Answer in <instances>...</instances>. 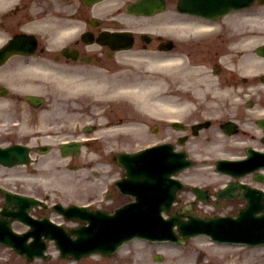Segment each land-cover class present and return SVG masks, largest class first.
Listing matches in <instances>:
<instances>
[{"label":"rangeland","instance_id":"374dc122","mask_svg":"<svg viewBox=\"0 0 264 264\" xmlns=\"http://www.w3.org/2000/svg\"><path fill=\"white\" fill-rule=\"evenodd\" d=\"M40 1V0H39ZM37 1L36 2V7L41 5V2ZM119 1V0H118ZM123 2V0H121ZM28 2V0H27ZM114 2V1H113ZM33 2H28V4H31ZM116 3V2H115ZM121 6V4H120ZM119 6L114 7L113 5H110L108 7V9L112 12L113 17L116 18H120L121 21H123L122 19H126L125 17V13L124 14H118L117 13V9ZM170 15V14H168ZM107 18L110 19V17H112V15H106ZM163 17H165V21L167 20V16H164L163 13L158 14V16L156 17V21L161 20ZM155 17H153L154 19ZM143 20V19H142ZM140 20V22L142 21ZM144 23V22H143ZM146 23H151V21H147ZM145 23V24H146ZM144 52H148V51H144ZM139 55H143V56H148L149 54L145 53V54H140ZM200 55V54H199ZM196 57V56H195ZM198 59H202L204 58V56H198ZM137 61H135L134 63H128L125 67H123V71L120 74V77L122 79H126L124 77V75L126 74V72L130 73L129 75L133 74L134 76L136 75L137 78H139L141 76V80L142 79V75H141V69H145L148 65L147 63L144 61V59H136ZM110 63L112 64L113 62L110 61ZM109 67H111L110 64H108ZM114 66V65H113ZM137 67H139V69H137ZM137 69V70H136ZM159 69H157L156 71L158 72ZM126 71L123 75V72ZM161 73V72H160ZM162 74V73H161ZM129 79V77L127 78ZM139 81V79H137ZM126 82V81H125ZM143 82V81H141ZM147 82V81H146ZM145 84L148 85V82ZM163 93L160 92V94ZM151 95V96H150ZM150 95H148L149 99H153L154 101L157 99L155 98L156 96L153 95L152 90L150 92ZM223 94H219V95H215V97H218L219 100H223L221 99L223 96ZM159 96V95H158ZM161 97V96H160ZM66 101L68 104L67 105H60V109H59V113L63 116V115H76V120H79L81 122H84L85 120H91V121H96L97 122H107V120H113L115 122H118V116H123L125 119L127 118V115H131L133 114V116H136L137 114L140 113V109L133 103L129 104L127 102L125 103H116L111 104L109 106H103L102 109L94 107L88 105V103L81 99L80 102H71V101ZM71 103V104H70ZM74 103V104H72ZM109 103H112V101H110ZM223 104V103H221ZM146 109L145 112H154L157 115H162L161 112H158L156 110H150L149 106H147V104L145 103ZM74 107H78L79 109L83 110L80 112H74ZM151 107V106H150ZM126 108H132L133 111L130 112L129 114H124V112H126ZM125 109V110H124ZM211 109V110H210ZM220 110V107H211L209 108L208 111H205L206 113H210V112H214L217 110ZM223 109V108H221ZM218 110V111H219ZM69 112V114L67 113ZM134 112V113H133ZM220 112V111H219ZM144 113V112H143ZM79 118V119H78ZM120 123V122H118ZM100 125V124H98ZM105 129V128H103ZM103 129H96L95 131H93L92 133L97 134L100 131H103ZM143 135L136 141H134V145L138 142H146V141H152V140H157V139H162L163 136L165 135V132L160 131L159 133H155V134H150V132H147L145 130V128H143ZM167 134V132H166ZM105 143L102 145L103 148L101 150H98L96 152L91 151L89 148H85L83 150V152L81 153L80 156H77L76 161L80 164H75V165H79L78 169H72L71 165L72 164H66L68 161L64 162L63 164H54L53 166H51V164H44V165H49V171L46 173H41L42 178H38V179H34V180H29V185H37L36 187H38L41 191V193H47V192H51L52 190H54L53 187L47 186L45 184V182H53V180L56 179H72L73 181H76L78 179H83L86 178V181L89 182L90 185L86 186L85 189H78L75 187H72V189L69 188H56L58 189L57 192L54 193L53 198L57 199V200H66L68 198V201L71 200L70 196H71V192L76 191V197H73L77 200H88V199H92L94 197H99L101 194V190L104 187V181L103 179L107 178V180L109 179H115L117 177H120V171H122L121 167L119 165L113 164V167L116 168L112 173L107 172L106 170L108 168H111L110 164H83V162H88L94 158H101L100 157V153L102 152V150H106V148H109L111 146H116L117 148L120 147V142H122V140L119 141V137L117 138H111L109 139L108 137H105ZM134 140V138H131L129 140H124V143H127L129 141V143H131ZM209 144V143H208ZM124 145V144H123ZM126 146V145H125ZM101 151V152H100ZM69 160V159H68ZM37 166V165H36ZM1 170V169H0ZM4 171V169H3ZM19 173L17 174H21V171L18 170ZM94 171H97L99 175H96L94 173ZM11 173V172H9ZM184 174H187L189 177H184ZM211 174V173H209ZM212 175V174H211ZM181 177H183V179L191 181V182H200L203 186L205 187H213L215 189H218L219 186H222L226 183V179H216L215 177V181H213L212 184H210L211 182L209 181L210 176H205L203 175V172L201 170H197V167H192L189 168L188 170H186L185 172H183L182 174H180ZM34 178V175H33ZM189 178V179H187ZM51 180V181H50ZM198 180V181H195ZM224 180V181H223ZM54 183V182H53ZM92 183H95L94 186H91ZM65 191H71L69 193L64 192ZM55 191V190H54ZM61 191V192H60ZM63 191V192H62ZM74 193V192H73ZM181 201L180 204H185L193 199H195V194L191 191V190H184L181 191ZM215 197V195H214ZM126 200L127 196L125 195H120V197H116L115 200L117 201V203H119V200ZM67 201V202H68ZM108 201H112V199H109ZM114 202H112L113 204ZM244 202L241 200H233V201H227L225 202L223 205L217 206L214 204V198L212 202L209 203H205V202H201V201H197L196 202V211H198L199 213L205 212V213H234L237 211V209L243 205ZM58 216V214H57ZM59 217V216H58ZM62 218V217H60ZM64 221V219H62ZM68 223L65 224H69L68 226H73L74 224H76V221H65ZM210 241L207 239V237L201 236V237H193L189 240V242L187 243V245L184 246H180L184 249H188L189 252L194 256L195 259H193L192 261H190V264H252V263H257V262H263L264 263V251L263 252H258L256 253L255 251L261 249L263 246L261 247H250V246H236V245H231L228 247L223 246L225 249H223L222 251L217 250L214 251L212 248H209L210 246L208 245ZM148 242V245H150ZM134 242H130L129 245L127 246L126 249L123 250L124 255L121 254H117L115 256H106L103 257L102 260H99V264H129L132 262L133 258H132V253L133 256H135V252H137V250L134 247ZM199 244H205L204 247H207L206 249H204V251H202L199 246ZM213 246H215V244H212ZM197 247V248H196ZM52 253L55 257L54 260L51 261H41L40 263L42 264H54L53 262L58 261L56 258L59 256L58 255V251L57 248L52 246ZM134 250V251H133ZM146 255H149L151 260L155 263H161L160 261H165L168 264H171V262H169L170 258H168V256L165 253H160L163 255L162 259L163 260H157L156 259V254H159L158 250L156 249H152V248H146ZM203 252L199 254V252ZM129 254V255H127ZM188 254V253H187ZM198 254V255H196ZM98 255V254H97ZM190 254L185 256H189ZM97 257L96 255H92L89 256V259L87 260H81V261H77L76 264H88V263H93L92 260L93 258ZM176 258H173V261H175ZM48 262V263H47ZM60 264H72V261H60ZM65 262V263H64ZM75 264V263H74Z\"/></svg>","mask_w":264,"mask_h":264},{"label":"bare ground","instance_id":"6f19581e","mask_svg":"<svg viewBox=\"0 0 264 264\" xmlns=\"http://www.w3.org/2000/svg\"><path fill=\"white\" fill-rule=\"evenodd\" d=\"M72 29L62 25V28H60L58 31L57 38L62 37L64 34L68 33ZM74 75L75 78L73 81L75 83L79 84L80 86L93 89L94 92H96L95 94L103 95L108 93L109 91H111L113 95H117V96L127 94L130 97L137 99V101H139L140 103L148 102L149 99L147 95H149L151 90L158 89L159 85L161 84L160 83L161 81L158 79V77L150 78L148 85L141 84L140 82L136 84H127L123 81H119L118 78H115V81H110L111 78L105 74V71L103 70L100 71L96 69L89 70V73H84V72L81 73L77 71L74 73ZM151 105L152 103L150 104V106ZM114 130H116V127H112V131ZM60 184L66 187L71 186L72 184L78 185V183L71 181L60 182ZM125 247H123V249ZM146 248L156 249L160 252L165 253L168 256V258H170L169 262H171V264H190V261L194 259V256L189 252L188 249H184L178 245H174V243L171 241L170 242L161 241L158 244L153 243L148 245L146 241L139 240L135 243V249L137 250L134 259L135 264H168L165 261L161 263L153 262L150 256L146 255V251H145ZM223 249L225 248L218 245L215 247V250L222 251ZM263 251H264V247L255 252L258 253ZM185 253L186 255L188 254L190 255L185 256ZM173 258H176L175 261H173ZM252 264H264V263L257 262Z\"/></svg>","mask_w":264,"mask_h":264},{"label":"water","instance_id":"95a60500","mask_svg":"<svg viewBox=\"0 0 264 264\" xmlns=\"http://www.w3.org/2000/svg\"><path fill=\"white\" fill-rule=\"evenodd\" d=\"M128 174H131V173H130V170H128ZM129 176L132 178V176H131V175H129ZM134 178H135V177H134Z\"/></svg>","mask_w":264,"mask_h":264}]
</instances>
